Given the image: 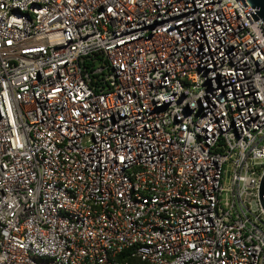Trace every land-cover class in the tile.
<instances>
[{
  "label": "built area",
  "instance_id": "built-area-1",
  "mask_svg": "<svg viewBox=\"0 0 264 264\" xmlns=\"http://www.w3.org/2000/svg\"><path fill=\"white\" fill-rule=\"evenodd\" d=\"M244 1L0 0V264H264Z\"/></svg>",
  "mask_w": 264,
  "mask_h": 264
},
{
  "label": "water",
  "instance_id": "water-1",
  "mask_svg": "<svg viewBox=\"0 0 264 264\" xmlns=\"http://www.w3.org/2000/svg\"><path fill=\"white\" fill-rule=\"evenodd\" d=\"M242 1L244 5L247 6L246 2L244 0ZM247 1L251 4L253 8H257V10H255L257 12V15L254 12L251 13L254 20L256 21L257 19H259L258 17H261L264 20V0H247ZM259 195H260L261 203L264 208V175L260 182Z\"/></svg>",
  "mask_w": 264,
  "mask_h": 264
},
{
  "label": "trees",
  "instance_id": "trees-1",
  "mask_svg": "<svg viewBox=\"0 0 264 264\" xmlns=\"http://www.w3.org/2000/svg\"><path fill=\"white\" fill-rule=\"evenodd\" d=\"M128 254V252L126 251V252H124L121 256H120V259H123V257L125 256V255H127ZM130 259V261L132 262V263H134V262H137L138 260L137 259H131V258H129Z\"/></svg>",
  "mask_w": 264,
  "mask_h": 264
}]
</instances>
